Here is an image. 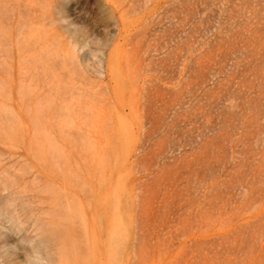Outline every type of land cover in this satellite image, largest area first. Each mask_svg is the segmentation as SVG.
I'll list each match as a JSON object with an SVG mask.
<instances>
[{"label":"rangeland","instance_id":"374dc122","mask_svg":"<svg viewBox=\"0 0 264 264\" xmlns=\"http://www.w3.org/2000/svg\"><path fill=\"white\" fill-rule=\"evenodd\" d=\"M0 264H264V0H0Z\"/></svg>","mask_w":264,"mask_h":264}]
</instances>
